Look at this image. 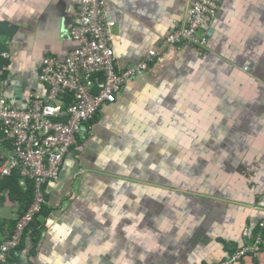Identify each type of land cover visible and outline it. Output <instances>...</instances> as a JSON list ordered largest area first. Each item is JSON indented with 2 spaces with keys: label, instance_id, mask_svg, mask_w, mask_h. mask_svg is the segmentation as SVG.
<instances>
[{
  "label": "crops",
  "instance_id": "0c3cea01",
  "mask_svg": "<svg viewBox=\"0 0 264 264\" xmlns=\"http://www.w3.org/2000/svg\"><path fill=\"white\" fill-rule=\"evenodd\" d=\"M78 2L0 0V94L14 106L46 92L45 56L77 44ZM188 3L105 0L116 69L160 48ZM200 33L205 50L167 48L85 123L45 186L39 238L30 228L1 264H221L247 244L229 264H264V0H224ZM9 192L0 242L25 210Z\"/></svg>",
  "mask_w": 264,
  "mask_h": 264
},
{
  "label": "built area",
  "instance_id": "2783aa9c",
  "mask_svg": "<svg viewBox=\"0 0 264 264\" xmlns=\"http://www.w3.org/2000/svg\"><path fill=\"white\" fill-rule=\"evenodd\" d=\"M224 0H189L185 19L137 64L118 71L112 31L106 17L105 0H79L70 34L77 44L64 59L43 58L40 81L46 92L32 91L28 104L14 106L0 94V129L13 138L12 154L0 159V179L17 171L21 180L32 179L34 196L20 215L11 234L0 243V264L19 247L23 232L45 201L42 185L56 180L58 168L68 146L75 142V131L96 116L106 103H113L126 81L141 75L167 48L188 43L199 51L208 37L200 29L209 26ZM238 251L233 259L246 250Z\"/></svg>",
  "mask_w": 264,
  "mask_h": 264
},
{
  "label": "trees",
  "instance_id": "16d2710c",
  "mask_svg": "<svg viewBox=\"0 0 264 264\" xmlns=\"http://www.w3.org/2000/svg\"><path fill=\"white\" fill-rule=\"evenodd\" d=\"M178 44H180V43H178ZM175 45H177V44H175ZM156 61H157V59L155 58L154 61L151 63V65H153V63H156ZM20 179H21L20 174L17 171H15L10 176H6V177L0 179V189L8 188L9 191H10L9 192L10 197H12V198H13V196H12L13 193H18V194L22 195L20 197V201L22 203H25V210H26L29 207V205L32 202V200H33L34 183H33L32 179L29 180L27 178L28 180L26 182V190L24 191V190H22V187L19 184L20 183ZM42 210L44 211V209H42ZM31 223L32 224L28 228L27 232L30 230V228H31V230L35 231L33 233L34 237H32L33 243L35 244V241L39 238L40 228L42 229V225H41V221H36V220L34 222H31ZM260 244L264 245V237H262V240L260 241L259 245ZM247 245H250V244H247ZM238 250H239V248L236 249L234 252H236ZM252 252H254V251H247V252L244 253V255L248 254V253H252ZM242 256L240 258H242Z\"/></svg>",
  "mask_w": 264,
  "mask_h": 264
},
{
  "label": "bare ground",
  "instance_id": "6f19581e",
  "mask_svg": "<svg viewBox=\"0 0 264 264\" xmlns=\"http://www.w3.org/2000/svg\"><path fill=\"white\" fill-rule=\"evenodd\" d=\"M18 107H24V106H18ZM91 121V119L90 120H88V121H85V122H83L82 123V125H81V127H80V130H78V131H75V142L74 143H72V144H70L69 146H68V149H67V151L64 153V155H63V157H62V160H61V163H60V165H59V168H58V173H57V179H58V177H59V172H60V168H61V164H62V162H63V158H64V156L66 155V153L70 150V148L72 147V146H76L77 145V143H78V139H77V134H79V133H81L82 132V130L84 129V125H85V123H87V122H90ZM0 141H2V142H9L10 144H11V149H9L7 152H1L0 151V159L1 158H3V157H5V156H7L8 154H12L13 153V150H14V144H13V138L11 137V136H7L1 129H0ZM56 179V180H57ZM56 180H49V181H47V182H45L43 185H42V187H43V189L46 191V184L48 183V182H50V181H56ZM45 201H46V196H45ZM45 201H44V203H45ZM43 203V204H44ZM43 204H42V206H43ZM41 209H42V207H41ZM41 209L37 212V214L41 211ZM37 214L35 215V217L37 216ZM20 217V216H19ZM18 217V218H19ZM34 217V218H35ZM18 218H17V220H18ZM16 220V221H17ZM34 220V219H33ZM33 220L31 221V222H33ZM30 222V224L26 227V229L24 230V232H23V237H24V235H25V233L27 232V230H28V228L31 226V223ZM16 223V222H15ZM261 225H263V223H260ZM15 226V225H14ZM14 228V227H13ZM13 230V229H12ZM252 246H254L256 249H253V250H246L245 252H247V251H256L258 248H257V245L256 244H250V245H243V247H241L238 251H240L241 249H243V248H246V247H252ZM238 251H236V252H234L231 256H230V258L229 259H227V260H225V261H223L221 264H229V263H232V262H234V261H237L238 259H240V257L242 256V255H244V254H242L240 257H238V258H236V259H233V256L238 252Z\"/></svg>",
  "mask_w": 264,
  "mask_h": 264
},
{
  "label": "flooded vegetation",
  "instance_id": "af4514ba",
  "mask_svg": "<svg viewBox=\"0 0 264 264\" xmlns=\"http://www.w3.org/2000/svg\"><path fill=\"white\" fill-rule=\"evenodd\" d=\"M206 46H207V43H206ZM205 49H206V47H205ZM205 49H204V50H205ZM241 247H243V246H241ZM241 247H239V249H240Z\"/></svg>",
  "mask_w": 264,
  "mask_h": 264
},
{
  "label": "water",
  "instance_id": "95a60500",
  "mask_svg": "<svg viewBox=\"0 0 264 264\" xmlns=\"http://www.w3.org/2000/svg\"><path fill=\"white\" fill-rule=\"evenodd\" d=\"M206 37H208V34H206Z\"/></svg>",
  "mask_w": 264,
  "mask_h": 264
},
{
  "label": "clouds",
  "instance_id": "9594fccd",
  "mask_svg": "<svg viewBox=\"0 0 264 264\" xmlns=\"http://www.w3.org/2000/svg\"><path fill=\"white\" fill-rule=\"evenodd\" d=\"M195 47V46H194ZM97 115V114H96ZM1 243V242H0ZM20 246V245H19ZM16 250V249H15Z\"/></svg>",
  "mask_w": 264,
  "mask_h": 264
},
{
  "label": "rangeland",
  "instance_id": "374dc122",
  "mask_svg": "<svg viewBox=\"0 0 264 264\" xmlns=\"http://www.w3.org/2000/svg\"><path fill=\"white\" fill-rule=\"evenodd\" d=\"M201 34V33H200ZM190 45H192V44H190Z\"/></svg>",
  "mask_w": 264,
  "mask_h": 264
}]
</instances>
